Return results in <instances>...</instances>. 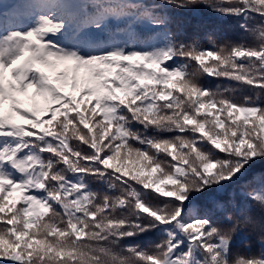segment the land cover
I'll use <instances>...</instances> for the list:
<instances>
[{
	"label": "snow or ice",
	"instance_id": "obj_1",
	"mask_svg": "<svg viewBox=\"0 0 264 264\" xmlns=\"http://www.w3.org/2000/svg\"><path fill=\"white\" fill-rule=\"evenodd\" d=\"M0 9V264H264V0Z\"/></svg>",
	"mask_w": 264,
	"mask_h": 264
},
{
	"label": "trees",
	"instance_id": "obj_2",
	"mask_svg": "<svg viewBox=\"0 0 264 264\" xmlns=\"http://www.w3.org/2000/svg\"><path fill=\"white\" fill-rule=\"evenodd\" d=\"M226 35H232L231 30L227 29V34ZM263 166V162L259 163V165L257 167H261ZM254 239V238H253ZM260 248V245L258 243H254L253 247L251 249V251L256 252L258 251V249ZM241 250L244 251L245 249L243 248V246H241Z\"/></svg>",
	"mask_w": 264,
	"mask_h": 264
}]
</instances>
